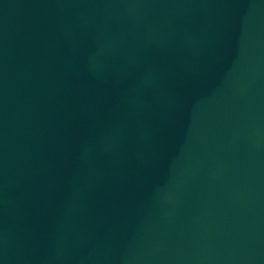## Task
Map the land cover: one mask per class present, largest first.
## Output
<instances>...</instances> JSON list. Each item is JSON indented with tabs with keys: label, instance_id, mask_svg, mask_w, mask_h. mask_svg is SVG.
I'll return each instance as SVG.
<instances>
[{
	"label": "water",
	"instance_id": "95a60500",
	"mask_svg": "<svg viewBox=\"0 0 264 264\" xmlns=\"http://www.w3.org/2000/svg\"><path fill=\"white\" fill-rule=\"evenodd\" d=\"M0 264H264V0H0Z\"/></svg>",
	"mask_w": 264,
	"mask_h": 264
}]
</instances>
